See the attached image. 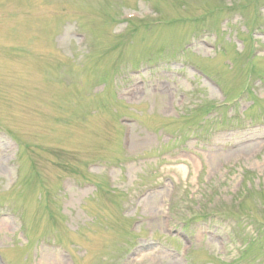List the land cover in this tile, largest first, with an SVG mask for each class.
I'll use <instances>...</instances> for the list:
<instances>
[{"label":"rangeland","instance_id":"obj_1","mask_svg":"<svg viewBox=\"0 0 264 264\" xmlns=\"http://www.w3.org/2000/svg\"><path fill=\"white\" fill-rule=\"evenodd\" d=\"M0 264H264V0H0Z\"/></svg>","mask_w":264,"mask_h":264},{"label":"bare ground","instance_id":"obj_2","mask_svg":"<svg viewBox=\"0 0 264 264\" xmlns=\"http://www.w3.org/2000/svg\"><path fill=\"white\" fill-rule=\"evenodd\" d=\"M185 169V168H182V170Z\"/></svg>","mask_w":264,"mask_h":264}]
</instances>
